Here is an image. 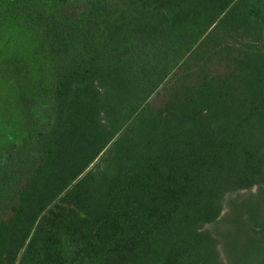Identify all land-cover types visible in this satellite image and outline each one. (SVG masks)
<instances>
[{
	"label": "trees",
	"instance_id": "16d2710c",
	"mask_svg": "<svg viewBox=\"0 0 264 264\" xmlns=\"http://www.w3.org/2000/svg\"><path fill=\"white\" fill-rule=\"evenodd\" d=\"M4 27L50 76L0 60V264H264V0H0Z\"/></svg>",
	"mask_w": 264,
	"mask_h": 264
},
{
	"label": "rangeland",
	"instance_id": "374dc122",
	"mask_svg": "<svg viewBox=\"0 0 264 264\" xmlns=\"http://www.w3.org/2000/svg\"><path fill=\"white\" fill-rule=\"evenodd\" d=\"M29 42L25 37H23L18 32H15L8 29L7 27H4L0 31V60H5L9 58H16L20 59L25 63L27 66V69L29 71L28 76H38L41 77L40 79L46 83L49 79L50 72L48 70V67L42 66L38 63V57H33L28 48ZM259 47L264 49V44L259 43ZM13 56V57H12ZM3 93L0 90V96L3 95ZM5 104L0 99V152H1V146L7 142L6 137L3 134V124L9 119L10 114L6 112L9 110H13L12 105H10L6 112L3 111V106L1 105ZM5 106V105H4ZM12 130L11 132H13Z\"/></svg>",
	"mask_w": 264,
	"mask_h": 264
}]
</instances>
